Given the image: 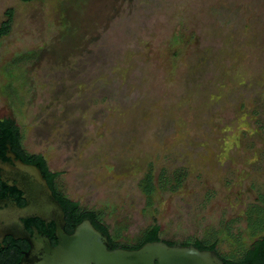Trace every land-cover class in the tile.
Instances as JSON below:
<instances>
[{
	"label": "rangeland",
	"instance_id": "rangeland-1",
	"mask_svg": "<svg viewBox=\"0 0 264 264\" xmlns=\"http://www.w3.org/2000/svg\"><path fill=\"white\" fill-rule=\"evenodd\" d=\"M10 10L0 120L116 242L155 224L238 260L264 235V0H0V26Z\"/></svg>",
	"mask_w": 264,
	"mask_h": 264
},
{
	"label": "water",
	"instance_id": "water-1",
	"mask_svg": "<svg viewBox=\"0 0 264 264\" xmlns=\"http://www.w3.org/2000/svg\"><path fill=\"white\" fill-rule=\"evenodd\" d=\"M6 148L8 152L10 146ZM7 156L15 157L13 153ZM14 164L5 171L16 182L26 204L10 208H2L0 204V241L5 235H11L27 242L29 249L20 264H224L214 250L168 244L163 240L147 242L137 249H112L108 236L86 218L67 233L63 209L54 198L41 169L21 160ZM28 218H37L46 225L53 224L52 236L56 244L52 245L51 238L39 233L35 227L31 232L25 230L20 220Z\"/></svg>",
	"mask_w": 264,
	"mask_h": 264
},
{
	"label": "trees",
	"instance_id": "trees-1",
	"mask_svg": "<svg viewBox=\"0 0 264 264\" xmlns=\"http://www.w3.org/2000/svg\"><path fill=\"white\" fill-rule=\"evenodd\" d=\"M7 20L4 21L0 26V38L6 35L11 26L12 22V11H8L6 13ZM6 145H9L16 153V155L22 160L23 163L26 164H35L37 165L41 171L45 174L47 178L48 186L52 191L54 198L61 205L64 212V220H65V231L70 233L72 231V227L75 224H78L82 219H89L91 223L97 228L99 231L103 232L108 236L110 248H125V249H137L144 245L147 242L159 241L162 240L160 238V227L158 225H151L144 229L139 236L136 238V241L132 245H125L116 242V240L110 235L108 228L102 223L101 214L93 211L86 210L82 208L79 203L74 202L68 199L57 187V179L59 177V173H52L49 171V168L46 164L45 159L41 155L28 154L22 146V135L19 127L16 125V122L12 119H3L0 120V152L3 155L6 151ZM182 175L177 174L172 179H167L162 175L158 178V183L161 188H166L167 185H170V189L174 190L181 184ZM174 181L173 184L171 182ZM141 191L149 200L150 195L154 192L156 185L153 183V177L150 173H146L143 179L140 181ZM41 224V223H40ZM40 226L43 225L41 224ZM38 224V228L41 229ZM54 231L53 224H50L46 233L48 236L52 238V234ZM53 240V238H52ZM165 241V240H163ZM168 244H175V242L165 241ZM55 240L52 241V245H55ZM182 245H194L199 249L206 250H214L216 253L222 258L224 264H233V263H248V264H264V235L256 240L252 246L245 250L241 257L238 260H234L232 257H225L219 254L216 249V242L213 243H204L198 240L192 242H182Z\"/></svg>",
	"mask_w": 264,
	"mask_h": 264
},
{
	"label": "flooded vegetation",
	"instance_id": "flooded-vegetation-1",
	"mask_svg": "<svg viewBox=\"0 0 264 264\" xmlns=\"http://www.w3.org/2000/svg\"><path fill=\"white\" fill-rule=\"evenodd\" d=\"M10 153H13L15 157L7 156ZM16 160L21 159L16 155L14 151H12L11 147L8 152L6 148V151L3 155L0 152V204L2 208H10L12 205H15L17 207H23L26 204V201L22 197V192L16 186V182L12 180L5 171V168L14 166V162ZM49 171L54 173L51 170ZM42 174L48 185L45 174L43 172ZM20 223L28 232H31L32 228L35 227L39 233L48 236V233L46 232L50 224L46 225L37 218L21 219ZM40 223L43 225L44 229H42ZM38 224L41 229L38 228ZM12 231L14 232V229H12ZM52 238L51 242L55 240L54 238L52 240ZM28 249L29 245L26 241L21 239H14L11 235H5L0 241V264H20V259Z\"/></svg>",
	"mask_w": 264,
	"mask_h": 264
}]
</instances>
